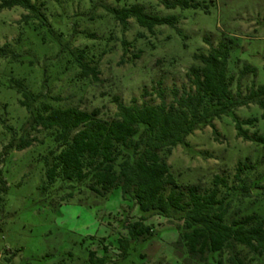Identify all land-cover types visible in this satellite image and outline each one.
<instances>
[{
	"label": "rangeland",
	"instance_id": "rangeland-1",
	"mask_svg": "<svg viewBox=\"0 0 264 264\" xmlns=\"http://www.w3.org/2000/svg\"><path fill=\"white\" fill-rule=\"evenodd\" d=\"M190 1L207 9L167 10L158 0H39L45 20L32 18L28 23L22 21L28 13L21 7L0 11V48L18 56H0V264H86L89 251L101 257L105 248L107 264H197L177 244L178 221L141 213L120 190L106 198L85 191L67 203L60 201L63 191L57 185L43 194L45 157L52 144L43 128L30 130L15 85L23 82L40 102L98 110L101 120H109L117 111L115 98L127 105L134 98L139 105L159 103V82L171 102V89L188 86L186 73L194 65L193 56L209 50L206 39L215 46L229 45L228 71L234 77L245 65L255 68V76L240 82L244 94L252 85H264V0ZM136 4L150 14L176 15L179 23L150 33L130 19L125 30L113 10ZM78 55L98 69V81L81 77ZM232 89L237 91V83ZM261 115L257 105L239 108L216 120L215 130L207 127L189 136L192 151L178 146L168 159L178 184L208 186L215 175L233 182L238 164L247 161L256 166L248 173L251 180L264 177V145L238 138L234 121L235 116L240 121L256 119L254 126L244 128L264 136ZM27 137L36 140L31 147H9ZM258 193L253 190L250 199L236 202L233 211L256 212L264 218ZM141 217L154 236L134 244L130 256L121 260L118 240L128 237L122 224ZM253 264H264V258Z\"/></svg>",
	"mask_w": 264,
	"mask_h": 264
},
{
	"label": "trees",
	"instance_id": "trees-1",
	"mask_svg": "<svg viewBox=\"0 0 264 264\" xmlns=\"http://www.w3.org/2000/svg\"><path fill=\"white\" fill-rule=\"evenodd\" d=\"M35 1L3 0L0 11L21 7L28 13L22 18L25 23L32 18L45 20L37 5L39 0ZM158 1L167 10L207 9L206 5L190 0ZM113 13L125 30L130 19L150 33L160 26L176 28L179 23L176 15L150 14L139 4ZM205 41L209 50L193 56L194 65L186 73L188 86L171 89V102H167L166 91L159 82L156 91L159 103L139 105L134 98L127 105L115 98L116 113L109 120H101L98 110L86 112L40 102L39 95L17 81L15 85L22 96L19 104L28 112L30 130L43 128L52 144L45 157V181L40 189L43 194L57 185L63 191L60 201L67 203L75 194L85 191L106 198L114 190H120L123 199L137 206L141 213L178 221L177 244L190 261L253 264L264 258V218L256 212L243 213L240 209L234 212L233 207L240 200L250 199L253 190H259L257 196L264 202V177L262 174L255 180L248 177L250 171H256V166L248 161L239 163L233 182L229 177L215 175L208 186L202 183L180 186L168 164L178 146L192 151L187 143L189 136L207 127L215 130L216 120L239 108L257 105L264 120V85H252L246 94L240 85L247 75L255 76V68L245 65L234 77L228 71L229 45L221 42L215 46L209 39ZM10 54L6 47L0 48L1 57ZM83 59V55L76 56L81 77L98 81V69ZM234 83H237L236 92L232 89ZM234 121L238 138L264 145V136L251 134L244 128L254 126L256 119L240 121L235 116ZM35 141L21 138L16 146L9 147L22 151ZM145 220L141 217L136 222L122 224L128 237L118 240L121 260L130 256L134 244L146 243L154 236L152 228L144 225ZM106 254V248L101 257L89 251L86 264H107ZM140 257L145 259L143 255Z\"/></svg>",
	"mask_w": 264,
	"mask_h": 264
}]
</instances>
